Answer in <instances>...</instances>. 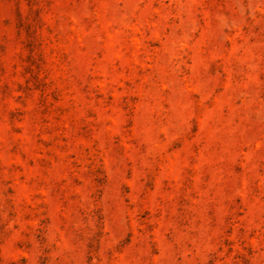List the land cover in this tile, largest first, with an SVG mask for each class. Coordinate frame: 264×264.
I'll return each mask as SVG.
<instances>
[{
    "label": "rangeland",
    "instance_id": "374dc122",
    "mask_svg": "<svg viewBox=\"0 0 264 264\" xmlns=\"http://www.w3.org/2000/svg\"><path fill=\"white\" fill-rule=\"evenodd\" d=\"M0 264H264V0H0Z\"/></svg>",
    "mask_w": 264,
    "mask_h": 264
}]
</instances>
